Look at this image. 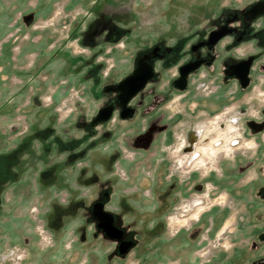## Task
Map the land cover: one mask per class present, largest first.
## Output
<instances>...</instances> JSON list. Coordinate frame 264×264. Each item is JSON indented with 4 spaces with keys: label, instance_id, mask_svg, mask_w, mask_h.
<instances>
[{
    "label": "rangeland",
    "instance_id": "1",
    "mask_svg": "<svg viewBox=\"0 0 264 264\" xmlns=\"http://www.w3.org/2000/svg\"><path fill=\"white\" fill-rule=\"evenodd\" d=\"M8 1L18 6L17 11L35 3ZM258 2L264 0H52L36 13L32 25H22L25 34L16 35L17 41L47 28L54 30L57 41L48 43L47 50L41 43L34 46L35 52L27 46L25 54L20 44H13L12 53L21 55L7 81L0 83V144L7 143L5 155L17 157V170L25 160L32 173V167L41 165L42 182L62 175L66 182L75 179L78 187L67 196L66 190H59L46 197L48 204L39 198L40 206L36 198L28 203L12 199L8 188L0 212V264H16L8 259L14 248H26V258L37 264H209L217 252H230L231 242L222 226L212 235L203 231L193 244L198 230H186L195 224L196 211L203 216L227 206L231 215L251 213L254 220H264V52L254 57L249 55L253 39L234 40L237 30L254 27V34L263 26L262 14L244 17ZM223 25L235 30L207 48L213 54L216 47L221 54L218 68L212 71L210 59L191 76L188 89H176L156 106L154 117L147 113L150 100L144 97V109L134 120L121 121L115 114L90 124L107 97L116 99L111 87L134 70L142 53L158 47L166 55L175 51L183 55L191 44ZM245 57L252 59L247 87L241 88L226 72L222 84L221 66L227 69ZM185 58H174L165 75L160 68L157 91L176 77V67ZM228 124L234 127L232 141L226 143L229 151L199 150ZM217 126L220 130L213 131ZM50 129L58 137L51 149L40 142L52 140ZM207 129L212 131L205 133ZM195 132L199 135L192 152L198 154L190 157L185 150L187 134ZM115 164L125 171V180L115 175ZM203 185L207 190L195 191ZM104 192H109L105 208L115 213L117 225L135 242L122 256L116 243L96 229L90 213ZM194 200L201 204L188 210ZM183 206L187 216L175 223L174 212ZM32 207L37 209L34 217ZM35 218L55 236L50 250L36 245ZM163 222L168 223L165 231ZM256 242L262 245L260 239ZM206 252L203 258L200 254ZM262 261L264 255L253 264Z\"/></svg>",
    "mask_w": 264,
    "mask_h": 264
},
{
    "label": "crops",
    "instance_id": "2",
    "mask_svg": "<svg viewBox=\"0 0 264 264\" xmlns=\"http://www.w3.org/2000/svg\"><path fill=\"white\" fill-rule=\"evenodd\" d=\"M91 3H95L98 0H90ZM18 4H25V0H16ZM52 0H35V3L32 5H29L26 8H23L20 11H17L18 6L14 7L13 3L8 0H2L0 1V53L2 54L0 57V69L5 67L6 73H0V83L5 80L7 81L9 77V70L12 71L14 66L16 65L15 59H18L17 56L19 54L16 52L12 53V46L13 44H20L22 46L21 54H25L26 52L23 51L24 48L27 46H33L32 50L35 52V47L38 46L39 43L44 45L43 50H47L46 46L48 43L53 42L55 43L57 41V38L55 37L54 30L47 28L45 30L39 31V32H32L30 37H25L19 41L15 39L16 35L18 34H25V27L22 26L23 24H30L32 25L35 22V15L38 11H41L42 9L48 7ZM32 13L24 14V12L29 11ZM46 14H43V16H46ZM30 18L25 21V19ZM29 41V42H26ZM19 42V43H17ZM40 53L41 51L38 50ZM18 54V55H17ZM20 54V55H21ZM7 56V58L2 56ZM19 57V56H18ZM69 59L77 60V58H73L71 56L68 57ZM24 59V58H23ZM26 59V58H25ZM35 61V59H33ZM24 64L25 61L23 60ZM3 64V65H2ZM90 90V89H88ZM6 100L5 102H7ZM7 145V143L0 144V163L7 160L9 157L8 155H5L4 147ZM28 148V147H27ZM122 153V150H121ZM125 160H128L126 158H123ZM25 163V160L23 161ZM25 166V164H24ZM26 167L29 169V165H26ZM116 167H119L118 165L112 166L113 171L115 172V175L120 178L116 173ZM33 173L29 172L28 169L21 172L19 175H15V179L11 182H5V184L2 183L0 186V212L2 211L3 202L7 201L5 192L8 188L9 193L11 195V198L14 199L16 197L21 198V202L28 203L31 202L34 198L37 199V204L40 206V200L39 198H42L45 204L50 203L51 195L57 194V191L59 190H66L65 193L67 196V193H71L74 188L78 187L77 184H75V179L72 181L66 182L64 180V177L61 175L59 177H54L52 181H49L48 183L42 182L41 180V172L42 168L41 165L32 167ZM121 168V167H120ZM225 174H228V171H224ZM2 174H4L3 171L0 170V177H2ZM127 177V175H126ZM264 187V186H263ZM262 187V188H263ZM107 193V195H105ZM15 196V197H14ZM50 196V198L46 200V197ZM104 199L100 200L104 203V210L111 212L105 208L106 200L105 198H108L109 192H104L103 194ZM14 197V198H13ZM66 200L61 199V203H64ZM64 201V202H63ZM262 203H264V197H262ZM94 203V202H93ZM91 208V207H90ZM173 208V207H172ZM171 208V209H172ZM170 209V210H171ZM112 214L115 213L111 212ZM228 219V223L226 224V220ZM116 218V216H115ZM117 224V219H116ZM44 227L45 224L43 222ZM222 226H226L227 230L226 233L230 239L231 242V251L230 252H217L215 255L212 256V259L208 262L209 264H214L217 261H220V264H253L255 260H260L261 256L264 255V220L259 222V220H254V217H252L251 213H249L247 216L245 214H235L232 213L231 215V208L230 207H224V208H214L205 214L203 216L201 215L197 221H195V224L191 229H187L186 232H192L193 230H198V234L196 238L193 240V244H198L200 241V235L203 231L207 230L210 235H212L217 229H221ZM121 228V227H120ZM123 229V228H122ZM163 229L165 231V226L163 222ZM46 230L49 232V234L52 237V244L49 247V250L55 245L56 239L52 231H50L47 227ZM124 230V229H123ZM125 232V230H124ZM34 239L37 241V236L35 232H33ZM102 235V234H101ZM125 238L130 239L133 241V246L135 244L134 240L127 236L125 232ZM104 237V236H103ZM105 238V237H104ZM107 239V238H105ZM257 239L261 240L262 245L257 243ZM109 240V239H107ZM111 241V240H110ZM114 242V241H113ZM116 243V242H115ZM38 243H36L37 245ZM70 242H68L65 247H70ZM117 243H116V252H117ZM23 247V246H22ZM37 247L39 249L43 248L41 246ZM41 247V248H40ZM25 248V247H24ZM26 249V248H25ZM27 257H28V251ZM118 254V253H117ZM37 264L33 260H28L27 258L23 261L22 264ZM21 264V263H20ZM258 264H264V261L258 263Z\"/></svg>",
    "mask_w": 264,
    "mask_h": 264
},
{
    "label": "water",
    "instance_id": "3",
    "mask_svg": "<svg viewBox=\"0 0 264 264\" xmlns=\"http://www.w3.org/2000/svg\"><path fill=\"white\" fill-rule=\"evenodd\" d=\"M264 13V2H258L252 5L244 12V17L248 20L255 18L259 14ZM235 28L228 27L227 25L220 26L211 30L205 40H200L190 46L192 52H195L202 46H206L211 49L214 47L220 39L225 35L232 33ZM149 58L148 54L142 55L138 61L136 68L126 77L119 80L113 87L117 93L118 106L121 108V117H126L131 109L127 106L128 102L138 92L144 89L146 84L153 77V69L150 64L146 62ZM251 58L240 60L234 65L230 66V70L234 74V77L239 82L241 88H246L249 83V72L251 67ZM204 63L203 59L197 58L194 61L187 62L179 67V80L182 82L179 89L186 88L187 76L191 72L195 71L201 64ZM113 106L108 105L98 109L95 117L91 121V125L105 122L112 116ZM107 195V193H105ZM90 213L95 223L96 229L107 239L116 242L117 253L119 255H125L132 247L133 241L128 240L125 237V232L116 224V218L114 214L104 210V203L100 200L94 202L91 205Z\"/></svg>",
    "mask_w": 264,
    "mask_h": 264
},
{
    "label": "flooded vegetation",
    "instance_id": "4",
    "mask_svg": "<svg viewBox=\"0 0 264 264\" xmlns=\"http://www.w3.org/2000/svg\"><path fill=\"white\" fill-rule=\"evenodd\" d=\"M28 19H30V18L25 19V21ZM259 20H261V23L263 26L258 29V32L253 34L252 29L254 27L251 28L249 26L246 27L245 30H243L244 28L242 29V25H241L240 30L242 29V31L237 30V32L235 33V39H234L235 41H238V42H242V41L248 40V39H253L254 40V42H253L254 43V51L250 52L249 55H252L254 57L257 55L259 56L261 53L264 52V14H262L260 16ZM243 22L248 23L247 19L244 17H243ZM190 46H189L188 50L183 53V55L177 51H175L173 53L171 52V54L169 53V55H166V53L164 51H161L158 47H154L152 50L145 52V53H142V55L148 54V56H149V58L146 60V62L148 64H150L152 69H153V77L146 84V85H150V88L148 89V92L146 91V93L143 91L145 93V95L143 92H138L134 97H132L130 99L127 106L131 109V111H128L129 114L126 117L122 118L120 115L121 114V108L118 106V101L116 100L117 94H116V99L113 98L112 100H110V98L107 97V101H106L107 104L103 105L102 107L112 105L113 106L112 116L117 114V117L121 121H132L136 117H138V115H140L142 110L144 109L143 99L145 97L146 99L150 100V102H149L150 106H148V104H147V106H148L147 113L151 112V114L149 116L154 117L155 112H153V111L155 110L156 106L159 103L163 102L166 98H168L172 94V92H174L176 89H179L180 85L182 84V82H180V80H179V72H178L179 67L181 65H183L187 62H190V61H194L197 58L204 60V63L201 64L195 71L188 74L187 79H186L187 84H186L185 89L189 88L191 76L197 74L201 68L206 67V65L210 63L209 62L210 59H212L211 64H210V67H212V71H214L215 69L218 68L217 58H219L221 56V54H219L217 52L216 47L213 50V54L216 55L214 57V55L212 53H210V51L207 49L206 46L200 47L195 52L191 51ZM211 55H213L214 58ZM183 56L186 58L176 67V77L169 79L168 83L166 84V86L164 87L163 90L157 91L158 83L160 82V80H158L160 68L161 67L164 68V69H162L163 70L162 74L165 75V72H166L168 66L170 65V63L173 62L174 58L176 59V57H183ZM247 58L245 57L244 59H241V60H245ZM138 59L135 61V68H136ZM238 61H240V60H237L236 62H232V63L228 64L227 69H224L223 66H221L219 75H220V79H221L222 84H224V82L222 81L224 78V72H226V75L229 77V79L235 78L234 74L230 70V66L234 65ZM250 72H251V70H250ZM130 73H132V70L130 71ZM103 97L105 98L106 96H103ZM191 136H192V134H189V136L187 134V140L188 141L191 139ZM193 142L195 143L196 139ZM185 150L190 151V147L188 144L185 147ZM261 193H262V196L264 197V187L262 188Z\"/></svg>",
    "mask_w": 264,
    "mask_h": 264
},
{
    "label": "built area",
    "instance_id": "5",
    "mask_svg": "<svg viewBox=\"0 0 264 264\" xmlns=\"http://www.w3.org/2000/svg\"><path fill=\"white\" fill-rule=\"evenodd\" d=\"M64 106V104L62 105V106H60L59 108H58V110L60 111L61 110V107H63ZM184 147V146H183ZM191 152V151H190ZM131 153H126V156L127 157H131V155H130ZM116 173H117V175L120 177V178H122V179H125V177H126V174H125V171L124 170H122V169H120L119 167H116ZM203 190H207V187H206V185L204 186L203 185V187L201 186V188L200 189H197V190H195L196 192H201V191H203ZM206 193H207V191H206ZM218 198H219V196H218ZM195 201H197V200H194L189 206H188V210H190V207H192V208H194V207H196V206H199L200 204H201V201L200 202H196L195 203ZM199 201V200H198ZM222 201L221 200H218L217 201V203L219 204V203H221ZM180 208V207H179ZM186 207L185 206H183V207H181V211H175L174 212V215H173V221H175V223H177L178 222V220H180L181 218H183V217H186L187 216V209H185ZM200 208V207H199ZM31 214L33 215V217L35 216V214H36V212H37V209H36V207H32L31 208ZM196 213H198V216H197V218H195L194 219V217H193V219H194V221H197L198 220V218H199V216H200V214H199V212H195L194 214H196ZM180 218V219H179ZM183 220V219H182ZM34 226H35V230H34V232H35V234H36V236H37V241H38V244L41 246V247H43V248H46V247H49V246H51V244H52V242H53V240H52V237H51V235L49 234V232L46 230V228L44 227V225H43V223L39 220V219H37V218H35L34 219ZM165 228H166V230L168 229V223L167 224H165ZM176 232V231H175ZM203 233V232H202ZM202 233H201V235H202ZM200 235V237H202ZM221 238H219V237H217L216 239H215V241H216V243L215 244H217V245H219V243H218V240H220ZM217 245H212V247H217ZM223 246V245H222ZM13 254H11L10 256H9V258L8 259H10L12 262H15L16 264H20V263H22L25 259H26V251H25V249H18V248H14L13 250ZM203 258H205V257H207V252L206 253H203V254H200Z\"/></svg>",
    "mask_w": 264,
    "mask_h": 264
},
{
    "label": "bare ground",
    "instance_id": "6",
    "mask_svg": "<svg viewBox=\"0 0 264 264\" xmlns=\"http://www.w3.org/2000/svg\"><path fill=\"white\" fill-rule=\"evenodd\" d=\"M212 130L216 132L217 130L219 131L220 129H219V126H217V128H213ZM212 130L207 129L205 131V133H209ZM232 131H234L233 125L228 124V126L226 127V131L217 133L216 137L213 139H208L207 140L208 144L206 146L199 147V150L208 149V150H212V151H229L230 148L227 146L226 143L227 142L229 143L232 141V138H230ZM198 135H199V132L192 133L191 139L188 141V145H189L190 151H191V154L189 153L190 157L193 156L194 154H198L197 150L195 151L196 153L192 152L193 147L195 145V143L193 141L198 137ZM194 156H196V155H194Z\"/></svg>",
    "mask_w": 264,
    "mask_h": 264
},
{
    "label": "trees",
    "instance_id": "7",
    "mask_svg": "<svg viewBox=\"0 0 264 264\" xmlns=\"http://www.w3.org/2000/svg\"><path fill=\"white\" fill-rule=\"evenodd\" d=\"M52 138V140H47V141H40L41 143H43L42 145H45V146H48L49 149L53 148V146H57L55 140L58 138L56 137V133L50 129L49 133H48ZM52 141V142H51ZM19 152V149L15 150V153H18ZM46 152V151H45ZM16 156H9V158L7 160H5L4 162L0 163V170L4 172V174H2V177H0V186L2 185V183L5 181V182H11L12 180L15 179V175H19L21 174V172H23L24 170L28 169L26 167V165L24 166V163H22V167L19 168V172L18 170L16 169L17 168V165H14L16 163V161H18ZM21 163V161L19 162ZM3 179V180H2Z\"/></svg>",
    "mask_w": 264,
    "mask_h": 264
}]
</instances>
